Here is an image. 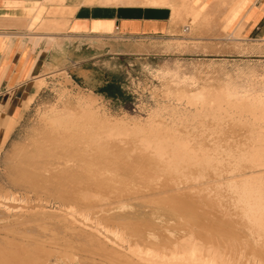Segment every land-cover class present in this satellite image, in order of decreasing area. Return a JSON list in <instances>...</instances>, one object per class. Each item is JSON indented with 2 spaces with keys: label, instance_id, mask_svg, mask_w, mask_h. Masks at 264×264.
Here are the masks:
<instances>
[{
  "label": "bare ground",
  "instance_id": "obj_1",
  "mask_svg": "<svg viewBox=\"0 0 264 264\" xmlns=\"http://www.w3.org/2000/svg\"><path fill=\"white\" fill-rule=\"evenodd\" d=\"M141 1L169 4L170 22L189 30L210 0ZM225 1L231 25L248 0ZM163 76L167 95L194 111L170 104V119L155 110L130 128L104 116L91 94L42 113L44 128L12 173L23 195L0 194V218L48 217L63 249L21 245L34 255L30 262L7 243L0 264H52V254L53 264H264V82L212 88L172 70ZM45 82L36 78L37 89ZM206 116L248 125L250 142L207 143L206 129L196 130ZM53 199L58 208L46 209Z\"/></svg>",
  "mask_w": 264,
  "mask_h": 264
},
{
  "label": "rangeland",
  "instance_id": "obj_2",
  "mask_svg": "<svg viewBox=\"0 0 264 264\" xmlns=\"http://www.w3.org/2000/svg\"><path fill=\"white\" fill-rule=\"evenodd\" d=\"M215 1L226 5L228 3L225 0ZM210 2L211 0L206 4L204 19L195 27L190 26L189 30L185 31L184 28L189 24L183 21L177 23L174 41L180 39L179 42L183 41V44L177 40L174 45H168L162 51L149 56L141 58L131 56L130 61L112 60L109 56L88 61L83 65V68L91 73L88 82L81 79L76 72L69 75L62 70L45 74L44 84L46 85L43 84L39 90L36 87L35 100L21 111L10 138L0 149V194L13 192L16 196L23 195V189L12 182L18 153L32 148L30 144L34 142L40 130L42 131V127L44 128L42 113L51 105L62 107L66 104L76 107L74 104L77 103V99L87 98L92 94L96 97L95 107L103 115L105 114L104 116L121 120L131 128L136 122L143 123L155 110L159 111L162 118L170 119L171 108L167 107L170 104L179 105L176 110L180 112L195 110L194 107H187L184 101L178 103L174 97L167 95L165 88L170 79L163 75L169 73V70L176 71L182 77H191L196 80V86L210 85L215 88L222 84L237 86L253 85V82L255 85L262 84L264 82V43L242 41L222 33L220 16L225 5L214 2L215 11L212 13ZM232 123L228 117L219 121L206 116L202 117V123H198L196 130L206 129L205 134L210 135L205 141L212 140L207 143H213L214 139L221 136L220 138L224 139L223 142H237L238 147L241 145L240 148H242L250 142L249 126L243 123L240 125V122H238L239 125ZM220 126L224 130L223 133L218 131ZM191 127V125L188 126L189 129ZM182 128L185 127L182 126ZM32 195L35 198L33 193ZM57 204L53 199L46 202L45 208L56 210L59 206ZM37 216L29 215L27 219L20 217L16 221L13 220V215L11 218L6 217L7 219L0 218V246L6 247L9 243L8 246L13 244V253H19L20 258L30 262L34 255L27 250L25 251L29 254L20 250L21 245L32 251L40 246H45V249L53 247L56 250H62L63 245L59 243L64 241L60 238V229L49 224L48 217L44 219L40 215ZM35 252L39 253L38 250ZM49 261L53 264L55 255H50ZM62 264L65 263L62 262Z\"/></svg>",
  "mask_w": 264,
  "mask_h": 264
},
{
  "label": "crops",
  "instance_id": "obj_3",
  "mask_svg": "<svg viewBox=\"0 0 264 264\" xmlns=\"http://www.w3.org/2000/svg\"><path fill=\"white\" fill-rule=\"evenodd\" d=\"M109 1L0 0V149L35 93L36 78L64 70L88 82L91 73L83 68L88 61L104 56L130 61L175 44L169 4ZM216 3L225 5L222 33L264 43V0H248L232 26L226 24L228 6Z\"/></svg>",
  "mask_w": 264,
  "mask_h": 264
},
{
  "label": "built area",
  "instance_id": "obj_4",
  "mask_svg": "<svg viewBox=\"0 0 264 264\" xmlns=\"http://www.w3.org/2000/svg\"><path fill=\"white\" fill-rule=\"evenodd\" d=\"M184 30L187 31L188 30V27L186 26Z\"/></svg>",
  "mask_w": 264,
  "mask_h": 264
}]
</instances>
